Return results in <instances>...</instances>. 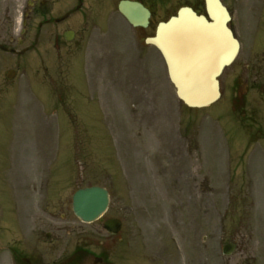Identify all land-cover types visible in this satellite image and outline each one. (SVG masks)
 Listing matches in <instances>:
<instances>
[{
	"label": "rangeland",
	"instance_id": "374dc122",
	"mask_svg": "<svg viewBox=\"0 0 264 264\" xmlns=\"http://www.w3.org/2000/svg\"><path fill=\"white\" fill-rule=\"evenodd\" d=\"M119 1L85 0L71 12L64 30L78 36L65 42L59 78L54 70L52 81L40 82L27 69L29 81L6 83L0 70V175L39 174L37 164L62 176L58 197L77 226L59 231L68 254L83 247L112 264H234L240 244L262 253L255 248L264 243V100L246 102L241 118L225 82L217 103L189 109L160 52L144 43L184 1L157 4L147 29L126 21ZM74 7L75 0L54 6ZM83 14L98 22L82 27ZM240 15L248 25L246 11ZM92 184L106 186L111 202L88 224L74 216L71 200ZM110 218L122 220L116 236L104 230ZM227 243L238 248L229 257Z\"/></svg>",
	"mask_w": 264,
	"mask_h": 264
},
{
	"label": "flooded vegetation",
	"instance_id": "af4514ba",
	"mask_svg": "<svg viewBox=\"0 0 264 264\" xmlns=\"http://www.w3.org/2000/svg\"><path fill=\"white\" fill-rule=\"evenodd\" d=\"M60 1L0 0V70L6 69V77L9 71L13 72L9 82L23 79L22 66L46 73L55 67L58 73L67 37L72 38L70 43L78 36L75 29L64 30V23L70 19L71 11H80L85 3L75 0L73 10L60 13L54 8ZM183 1L207 14L206 0ZM221 1L231 15L229 26L241 47L236 61L220 79V86L222 89L227 83L231 105L242 113L246 102L254 105L264 100V0ZM241 10L251 20L248 25L240 17ZM38 17L41 19L37 21ZM94 20L91 14H83L79 22L85 27ZM24 56L28 57L25 61ZM40 80L45 81L46 77ZM19 166L22 171L28 167ZM62 182L59 174L0 175V264H112L107 257H98L83 247H76L69 255L60 248L59 231L77 229L65 215L63 200L58 197ZM57 206L61 211H57ZM239 246V260L234 264H264V243L255 248L262 253H251L250 243Z\"/></svg>",
	"mask_w": 264,
	"mask_h": 264
},
{
	"label": "water",
	"instance_id": "95a60500",
	"mask_svg": "<svg viewBox=\"0 0 264 264\" xmlns=\"http://www.w3.org/2000/svg\"><path fill=\"white\" fill-rule=\"evenodd\" d=\"M207 1L212 21L191 8H182L176 17L158 25L155 37L147 39L162 53L178 98L190 108H204L219 99L218 77L240 47L228 27L227 9L219 0ZM119 10L132 25L148 26L151 13L141 3L124 0ZM108 205L109 194L100 187L81 189L73 198L74 212L84 222L97 220ZM105 228L116 234L121 223L110 220ZM232 252L233 246L226 245L224 254Z\"/></svg>",
	"mask_w": 264,
	"mask_h": 264
},
{
	"label": "trees",
	"instance_id": "16d2710c",
	"mask_svg": "<svg viewBox=\"0 0 264 264\" xmlns=\"http://www.w3.org/2000/svg\"><path fill=\"white\" fill-rule=\"evenodd\" d=\"M152 7V6H151Z\"/></svg>",
	"mask_w": 264,
	"mask_h": 264
}]
</instances>
